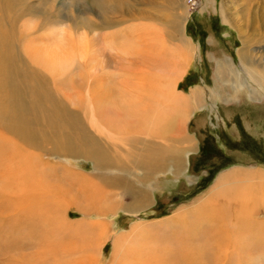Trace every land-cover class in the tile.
Returning <instances> with one entry per match:
<instances>
[{
  "label": "rangeland",
  "instance_id": "374dc122",
  "mask_svg": "<svg viewBox=\"0 0 264 264\" xmlns=\"http://www.w3.org/2000/svg\"><path fill=\"white\" fill-rule=\"evenodd\" d=\"M98 1L101 3L99 6ZM14 2L17 6L11 15L0 4V30L3 24L7 26L8 22L3 21L7 14L9 23L14 24L10 23L14 29L10 46L6 43L15 67L12 66L10 70L3 61L0 66L16 81L21 102L28 106L31 122L41 138L50 137L62 141L59 138H63L61 132L64 130L66 135L74 136V141L78 142V133L69 131V126L62 124L66 123L64 116L55 110L58 105L70 107L80 110L82 116L81 106L87 103L83 97L88 88L85 81L99 69L106 73L104 79L108 77L111 84L116 83V89L119 85L120 91L126 92L128 88L126 94H131L134 70L138 69L134 65L133 54L137 55L139 46L148 40L146 36L142 42L137 43L136 37L142 31L165 40L161 44L168 56L170 52L177 54L178 47L175 45H180V39L186 41L187 47L183 48L188 52L184 53V59L187 61L190 53V64L187 61L178 76H174V86L195 106L188 110L182 129L168 130L165 134L174 144L188 150L184 151L182 157L184 168L177 174L170 170L154 172L141 184V177L147 172L142 168H132L130 163L124 170L112 169L107 174L97 172L104 176L120 177L129 172L124 178L135 186L142 188L144 185L142 189L148 191V200L141 206L142 209L131 212L129 209L132 206L129 208L130 200L126 196L123 197L124 204H115L121 190L110 187H106L108 194L93 205L91 213L94 214L88 216L74 206L68 207L54 200H50V204L36 206L38 212L34 210L33 213L23 214L15 212L13 201L0 197V245L15 237L19 240L27 232L37 236L47 233L51 245L58 244L55 247L57 255L50 259V264L84 261L88 253L85 236L80 232L75 233L63 220L57 218L55 214L59 213L68 220L90 218L107 224L109 236L104 240L103 248L96 252L97 264H122L124 262L121 261L125 260L133 264L130 261L135 255L158 264H264V197L260 190L261 181L257 179L264 170V85L250 74L252 71L245 67L240 56L241 49L245 47L252 59L264 63V0H175V13L180 18L175 31L170 29L169 24L161 23L167 21L169 16L154 10L150 0ZM114 2L122 7L111 8ZM108 44L111 46L108 47ZM224 61L235 68L238 75L235 78L236 85L228 76L219 78L216 69L219 62ZM127 75L130 77L126 78ZM127 79L130 82L126 83ZM241 81L245 83L244 86ZM123 82L125 85L122 87ZM196 89L199 93H196ZM11 137L14 138L13 135ZM42 139V149L33 151L38 155L43 169L45 165V174L54 179L50 181L55 183L54 186L57 184L60 188L62 186L63 191L67 189L69 194L73 193L77 184L73 186V182L66 180L68 171H96L92 169L88 161L91 159L87 155L58 153L50 149L47 138ZM65 167H69V170ZM232 167L252 169L257 177L253 180V187L258 196L255 199L258 210L251 214L250 219L243 220L242 214L234 213L237 201H228L229 196L216 197L210 208L197 205L196 200L213 186L218 175ZM95 181L102 187L103 182L108 183L107 180ZM69 185L72 190L67 187ZM232 197L239 199L235 195ZM63 198L69 197L63 195ZM182 204H187L183 206L185 210H182L185 215L178 219L175 213ZM42 206L44 208L40 211ZM246 215L248 217L249 214ZM135 224L136 231L125 235L128 238L114 260L111 253L114 238L119 233H128ZM90 232H93L92 229ZM58 234L63 235L60 237ZM38 245L35 248L41 247ZM67 246L70 249H65ZM10 249L0 256V263L9 251L20 255L21 251Z\"/></svg>",
  "mask_w": 264,
  "mask_h": 264
},
{
  "label": "bare ground",
  "instance_id": "6f19581e",
  "mask_svg": "<svg viewBox=\"0 0 264 264\" xmlns=\"http://www.w3.org/2000/svg\"><path fill=\"white\" fill-rule=\"evenodd\" d=\"M165 1L166 0H163L162 3H159L150 0V3L154 4V10L162 11L166 17L169 16L167 21L161 22L160 19L159 21L164 25L167 24V26L169 24L170 29L174 30L180 21L177 15L178 13H175V0ZM97 3L98 6L101 4L99 1ZM0 4L3 5L7 11H10V15L14 7L17 6L14 0H0ZM121 7L117 2L111 5L113 9ZM8 19L7 14H5L3 21H7L8 23L6 24L7 26L3 24L0 30V63L3 61L5 67H10L11 70L12 66L15 67V64L11 61L12 53H9V48L7 49V46H10L9 41H12L14 24L10 22L12 26ZM155 30L154 32H156ZM171 30L170 32H172ZM149 35L150 33L148 31H142V33L136 37L137 43L142 42L146 36H148V40L146 44L139 46L137 55L133 54L132 59L135 61L130 59L131 62L134 61V65L138 66L136 67L138 69L134 70V81L131 82L132 85H130L131 94H126L127 90H129L127 87V89L125 88L126 92H124V90L120 91L118 84V88L116 89V83L114 82L111 84L108 81V77L104 79L106 73L101 72L102 69H99L93 77L89 78V80L87 78L85 81L88 88L85 89V95L83 97L86 99L85 102L87 101V103L81 106V110L83 109L81 112L82 116H80V110L71 109L70 107L66 108L58 105V108L55 110L60 115L64 116L66 123L62 124L68 125L69 131L78 133V142L74 141V136L70 137L72 135L68 133V135H66L63 130V132H61L63 138H59L63 139L62 141H57L50 137H42L47 138L46 140L50 149H55L58 153L69 154L71 156L87 155L88 158L91 159L93 169L124 170L130 163V165L132 164L133 166L132 168H142L147 172V174L141 177V184L145 183L149 174L164 171V167L166 169V164L170 166L174 172L181 169L184 163L182 157L185 149L174 144L171 139L165 137V134L168 130H178L180 125L183 127L188 117V110L195 106L191 105L190 101H188L189 99L186 98L187 96L185 97L178 92L174 86V76H178L188 62V64H190L189 55L191 54L188 53L187 62L184 59V53L186 52L187 54L188 52L187 49H184L187 47L186 41L180 39V45H175V47H178L177 54L173 55L170 52L168 56L166 55L168 52L165 54L162 49V44L165 40L162 41L156 36ZM6 42H8V45ZM110 46L111 44H108V47ZM240 56L245 67L250 68L252 71L250 74L254 75L261 85H264V63L252 59L253 57L251 58L250 52L248 49L245 50V47L241 49ZM171 57L173 59H171ZM41 61L44 62L45 59ZM216 70L218 76H220L219 78L224 79L228 76L230 77L229 80L234 84L235 81H237L235 78H237L238 75L231 63L225 61L219 62ZM118 73L120 74V72ZM170 75H172V77H170ZM122 76L125 75L122 73ZM128 76L129 75H127L126 78L130 77ZM125 82H130V79L125 80ZM241 82L244 86L245 83L243 81ZM123 84L124 82L121 85L122 87ZM132 90L134 92L133 94ZM18 92L14 78L12 79L10 74L6 73L3 67L0 66V197L13 201L14 204L11 202V205H14L12 206L15 207V212L18 211L23 214L27 212H29V214L33 213L35 212L34 210L38 212L39 209H36L38 205L44 203L50 204V200H54V202L57 201V203L61 201L68 207L74 206L77 210L81 211L83 215L88 216L94 214L91 213V211H93L92 209H94L93 205L101 201L102 196L108 194L106 187L121 190L119 191L120 194L115 204H124L123 197L126 196L130 200L129 208L132 206L129 209L131 212L142 209L141 206L148 200V191L145 192L139 185L135 186L133 182L124 178L127 177L125 174L129 172L123 173V177L104 176L102 174L85 172L83 170L75 171L71 169L68 171L69 167L66 168V166L65 168L68 169V179L65 177L64 180L66 179L73 182V186L77 184L76 191L78 193L74 190L75 192L72 191L73 193L69 194L67 189L64 191L61 189L62 186L61 188L57 184L54 186L55 183L52 184V182H50L51 180L54 181V179H51L45 174V165L43 169L41 162L38 160V155L33 151L41 150V145L44 140L38 135L37 129L34 127L33 122H31L32 118H30L31 113L29 112V108L21 102L22 98ZM196 93H199L198 89H196ZM67 99L69 101L71 100L69 98ZM194 102H196L195 99ZM85 112L86 115H84ZM49 114L52 115L50 110ZM75 119H77L78 122ZM52 126L53 125H51V127ZM11 135H13L14 138L11 137ZM133 143H136V145L139 144L140 146H134ZM130 147H133V149H129ZM188 148L189 150L191 149L190 147ZM112 150L114 151L113 153ZM117 152L123 155L118 156ZM260 175L261 176L258 175L259 177L257 178L252 169L232 167L218 175L213 186L196 200L197 205L201 204V206H206V208L209 206L210 208L212 203L215 202L212 201L216 199V197L229 196V200L227 199L228 201L231 199L237 201V203L235 202L237 207L234 208V213L242 214L241 218H244L243 220L250 219L253 212L258 210L255 200L258 196H256L255 187H253V180L255 178L261 181L262 185H260V190L264 197V170ZM53 177L54 176H52V178ZM96 179H99L101 182H103L102 180H107L108 183L103 182L104 185L102 187L98 184L99 182L96 183ZM67 184L69 183L67 182ZM67 187L72 190L71 185ZM258 192L260 191L258 190ZM63 195L69 198L65 199ZM232 195H235L236 198L238 196L239 199L233 198ZM2 202H4V200ZM43 208L44 206H42L40 211ZM196 209H199V207ZM211 210L212 208L210 212ZM54 214L53 212V215ZM246 214H249L248 217H245L247 216ZM55 215L57 218L63 220L70 229L76 231L75 233L80 232L85 236V246L88 253L84 256V261L80 260L75 262L73 260L74 262L71 261L69 264H97L96 252L100 250V248H103L104 240L109 236L107 235V224L87 217V219L81 220H68L64 215L60 216L59 213ZM183 215L185 214H182V211L176 214L179 219H182V217H184ZM240 221L242 220L240 219ZM91 229L93 232H90ZM136 229L137 225L135 224L128 233H119L114 238L111 248L114 260L118 257L119 250L123 249V242L128 238L125 235L135 232ZM45 234H43L44 236H37L36 234L33 235L31 232H27L21 236L19 240L15 237L10 242L7 240L2 243L0 245V256L5 255L6 253H4V251L10 248L14 249L15 252L16 250L21 252L20 255H14V253L9 251L0 264H50V259L55 258L57 255L55 247L58 244L56 243V246L51 245L50 236L48 235V237L47 233ZM62 235L63 234H61V236ZM65 241L67 240H64V242ZM38 244H40L41 247L35 248V246H39ZM32 247L34 249H31ZM29 248L30 250L28 251ZM61 249H64V247ZM65 249H70V247ZM138 256L139 255L133 256L130 262L133 264H158L156 261H150L151 259H145L144 257L139 258ZM121 262H124L122 264H131L128 263L127 260Z\"/></svg>",
  "mask_w": 264,
  "mask_h": 264
},
{
  "label": "crops",
  "instance_id": "0c3cea01",
  "mask_svg": "<svg viewBox=\"0 0 264 264\" xmlns=\"http://www.w3.org/2000/svg\"><path fill=\"white\" fill-rule=\"evenodd\" d=\"M181 127V125L179 126V129H182V127ZM111 148V147H110ZM113 153V152H112ZM89 161V163L91 164V161L90 160H88ZM92 166V165H91ZM165 166V165H164ZM168 165L166 164V169H165V167H164V171H167V170H170V171H173L171 168H170V166H168ZM182 168H184V165H182V167H181V169ZM93 169V168H92ZM181 169H179V170H181ZM93 170H96L95 171V173H99V172H101L102 174H107V173H110V172H112L111 171V169H102V170H100V169H93ZM163 171V172H164ZM161 172V171H160ZM177 172H179V171H177ZM177 172L175 173V174H177ZM97 173V174H98ZM142 188H144V185L142 186ZM147 187H145V189H146ZM193 202V201H192ZM185 205H187V204H182V205H180V206H182V207H180V208H178L177 209V211H176V213H175V215L177 214V213H179V212H181L183 209L185 210V207H183V206H185ZM178 206V205H177ZM180 210V211H179ZM179 219V218H178Z\"/></svg>",
  "mask_w": 264,
  "mask_h": 264
}]
</instances>
